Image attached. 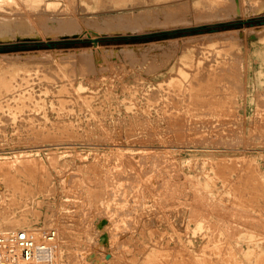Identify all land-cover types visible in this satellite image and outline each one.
Segmentation results:
<instances>
[{
	"label": "rangeland",
	"instance_id": "1",
	"mask_svg": "<svg viewBox=\"0 0 264 264\" xmlns=\"http://www.w3.org/2000/svg\"><path fill=\"white\" fill-rule=\"evenodd\" d=\"M15 1L0 231L54 230L33 264H264V1Z\"/></svg>",
	"mask_w": 264,
	"mask_h": 264
},
{
	"label": "built area",
	"instance_id": "2",
	"mask_svg": "<svg viewBox=\"0 0 264 264\" xmlns=\"http://www.w3.org/2000/svg\"><path fill=\"white\" fill-rule=\"evenodd\" d=\"M55 237L54 230L40 232L39 236L21 229L0 232V264H33Z\"/></svg>",
	"mask_w": 264,
	"mask_h": 264
},
{
	"label": "bare ground",
	"instance_id": "3",
	"mask_svg": "<svg viewBox=\"0 0 264 264\" xmlns=\"http://www.w3.org/2000/svg\"><path fill=\"white\" fill-rule=\"evenodd\" d=\"M238 0H235V2H237ZM260 1H264V0H257L256 2H260ZM223 3V2H222ZM225 3V2H224ZM223 3V4H224ZM246 4V3H245ZM10 5H12V7L14 6V5H17L16 4V1L15 0H0V40L2 41H8L9 39L11 40L14 36H20V37H32L33 35H36L37 34V31L35 32V30L34 29H30L29 27H27V24H26V22L23 20V19H21V18H17V17H6L5 15L7 14V8H8V6H10ZM20 6V5H19ZM22 6V5H21ZM238 8H239V6H237ZM11 8V6L9 7V9ZM16 8V7H15ZM17 9V8H16ZM11 11V10H10ZM14 12H16V10L14 11ZM237 12H239V9H237ZM241 12V11H240ZM19 14V13H18ZM20 16V15H19ZM198 20V19H197ZM197 22V21H196ZM168 23V22H167ZM166 23V24H167ZM171 23V22H170ZM173 23V26H174V23H176V22H172ZM178 23V22H177ZM151 24V23H150ZM180 24V23H179ZM107 25H110V24H107ZM121 25V24H120ZM143 25H146L145 23L143 24ZM152 26H153V24H151ZM150 25V26H151ZM163 24H161V26H162ZM170 25V24H169ZM106 26V25H105ZM117 26V25H116ZM115 26V27H116ZM122 26V25H121ZM121 26H119V27H121ZM139 26V24H137V26L136 25H133V27L131 28V29H137V27ZM149 26V25H148ZM151 26V27H152ZM155 26H156V24H155ZM154 26V27H155ZM171 26V25H170ZM109 28H107V27H105L104 28V31L105 30H111V28H110V26H108ZM111 27H113V26H111ZM115 27H114V29H115ZM157 27V26H156ZM33 28V27H32ZM102 28V27H101ZM124 28V27H123ZM122 27H121V29H123ZM150 28V27H149ZM60 29V31L59 30H54V31H51V32H49L48 33V35H50V36H52V37H58V36H61V35H64L65 33H69L70 32V34H71V31H72V33L73 32H75V30H71V27H69V26H64V27H61V28H59ZM98 29V28H97ZM117 29H118V26H117ZM140 29V28H139ZM102 30V29H101ZM101 30H100V32H101ZM125 30H126V28H125ZM99 31V30H98ZM119 31H120V29H119ZM119 31H118V33H119ZM122 31V30H121ZM123 31H124V29H123ZM92 32H94V31H92ZM111 32H113V28H112V31ZM96 33V32H95ZM104 33V32H103ZM109 33V32H108ZM97 34V33H96ZM87 35V34H86ZM95 37V36H94ZM212 67V66H211ZM203 69H204V67H203ZM206 70V69H205ZM217 72V71H216ZM19 94V93H18ZM70 155V154H69ZM24 162V161H23ZM26 164V163H25ZM34 164V163H33ZM2 167V166H1ZM32 175V174H31ZM28 178V177H27ZM12 183H14V181L12 182ZM26 188V187H25ZM24 188V189H25ZM27 190H29L28 188H27ZM6 191V190H5ZM8 192V191H7ZM226 209H228L229 210V208H226ZM228 210H226L225 212H227ZM236 210H238V209H236ZM223 211V210H222ZM240 211V210H239ZM243 210L241 209V212H242ZM215 212H217V211H215ZM214 212V213H215ZM225 212H224V215H225ZM240 212V213H241ZM245 212V211H244ZM213 213V214H214ZM218 213H219V211H218ZM217 213V214H218ZM236 213H238V212H236ZM216 213H215V215H217ZM220 214V213H219ZM227 214V213H226ZM239 214V213H238ZM243 214V213H242ZM241 214V215H242ZM245 214H246V212H245ZM244 214V215H245ZM12 215V214H11ZM224 215H223V217H224ZM248 214H246V216H247ZM226 216V215H225ZM227 216H228V214H227ZM258 216V215H257ZM228 217H230V215L228 216ZM233 217V216H232ZM232 217H231V219H232ZM253 217V216H252ZM258 218H259V216H258ZM215 219H216V217H215ZM221 219H223V218H221ZM225 219H227V218H225ZM231 219H230V222H232L231 221ZM251 220V219H250ZM261 219H259V220H257L258 222L260 221ZM5 221H7V219L5 220ZM14 221V220H13ZM219 221V220H218ZM226 221H228V219L227 220H225L224 222L226 223ZM246 221V220H245ZM248 221V220H247ZM254 221V220H253ZM256 221V222H257ZM15 222V221H14ZM220 222H221V220H220ZM250 222V221H249ZM248 222V223H249ZM255 222V221H254ZM262 222V221H261ZM261 222H259V225L258 226H261L262 227V225H260V223ZM225 223L223 224L225 227H226V225H225ZM247 223V222H246ZM264 222H262V224H263ZM215 224V223H214ZM221 224V223H220ZM226 224H228V223H226ZM231 224H233V223H231ZM230 223H229V226L231 225ZM236 224V223H235ZM245 224V223H244ZM251 224V223H250ZM211 225V224H210ZM252 225H253V223H252ZM255 225V224H254ZM257 225V224H256ZM6 226V225H5ZM15 226V225H14ZM208 226H209V224H208ZM208 226H207V229H209L208 228ZM214 226V225H213ZM239 225L237 224V227H238ZM245 226H247V225H244V227ZM257 226V227H258ZM8 227V226H7ZM9 227H10V225H9ZM222 227V226H221ZM232 227V226H231ZM233 227H235V226H233ZM232 227V228H233ZM241 227V226H240ZM14 228V227H13ZM228 228V227H227ZM231 228V229H232ZM236 228V227H235ZM263 229H264V227H262ZM10 229H11V227H10ZM211 229V228H210ZM218 229V228H217ZM222 229V228H221ZM230 229V228H229ZM234 229V228H233ZM239 229V228H238ZM237 229V230H238ZM260 229V228H259ZM214 231H215V229H213ZM228 230V229H227ZM236 230V229H235ZM244 230V229H243ZM247 230V228L245 229V231ZM261 230V229H260ZM2 231V230H1ZM0 231V232H1ZM212 231V230H211ZM213 231V232H214ZM244 231V232H245ZM261 231H263V230H261ZM226 232V231H225ZM228 232H230V231H228ZM242 232V231H241ZM260 232V231H259ZM259 232H257V233H259ZM210 234H211V232H209ZM227 233V232H226ZM214 234H216V233H214ZM218 234V233H217ZM216 234V235H217ZM236 234V233H235ZM234 234V235H235ZM212 235H213V233H212ZM260 235H262V234H260ZM214 236V235H213ZM235 237V236H234ZM261 237H263V236H261ZM215 238V237H214ZM233 238V237H232ZM217 239V238H216ZM226 239H228V238H226ZM232 240H235V239H232ZM236 240H237V238H236ZM260 240V239H259ZM224 241H225V238H224ZM224 241H222L223 243H224ZM213 242H214V240H213ZM226 242V241H225ZM262 242V241H261ZM211 243V242H210ZM217 243H218V241H217ZM220 243H221V241H220ZM203 244H205V243H203ZM215 244V243H214ZM225 244V243H224ZM227 244V243H226ZM230 244V243H229ZM246 244V243H245ZM238 245V244H237ZM210 246H212V245H210ZM215 246V245H214ZM224 246V245H223ZM234 246V245H233ZM208 247V246H207ZM206 247V248H207ZM221 247V246H220ZM226 247H227V245H226ZM226 247L224 246V248H225V250H227L226 249ZM210 248H212V247H210ZM218 248H219V246H218ZM223 248V249H224ZM227 248H229V247H227ZM233 248H235V247H233ZM239 248V247H238ZM242 249V248H241ZM211 250V249H210ZM209 250V251H210ZM213 250V249H212ZM216 250H217V248H216ZM230 250V249H229ZM236 250H237V247H236ZM208 251V250H207ZM224 251V250H223ZM228 251V250H227ZM239 251H241V250H239ZM203 253V252H202ZM224 253L226 254V251H224ZM255 253H256V251H255ZM210 254V253H209ZM223 253H221V255H222ZM233 254H234V252H233ZM257 254H258V252H257ZM211 255V254H210ZM215 255V254H214ZM213 255V256H214ZM224 255V254H223ZM235 255V254H234ZM233 255V256H234ZM259 255V254H258ZM208 256V255H207ZM230 256H231V254H230ZM236 256H237V254H236ZM235 256V257H236ZM243 256V255H242ZM211 257V256H210ZM221 257H223V256H221ZM227 258H228V256H226ZM226 257H223V259L225 258L226 259ZM254 257H255V255H254ZM208 258H209V256H208ZM207 258V259H208ZM213 258V257H212ZM216 258H218V255H217V257ZM230 258V257H229ZM227 259L226 261L228 262V260H230V259ZM205 258H203V260H204ZM207 259H205L204 261H208ZM219 259H220V256H219ZM209 260H210V258H209ZM204 261H202V262H204ZM234 261H235V259H234ZM233 261V262H234ZM198 262V261H197ZM209 263H210V261H208ZM218 262V261H217ZM225 262V261H224ZM223 262V263H224ZM236 262V261H235ZM208 263V264H209ZM212 263V262H211ZM210 263V264H211ZM219 263H221V261L219 262ZM226 263V262H225ZM229 263V262H228ZM230 263H232V261H230ZM237 263H239V261H237ZM237 263H235V264H237ZM243 263V262H242ZM244 264V263H243Z\"/></svg>",
	"mask_w": 264,
	"mask_h": 264
},
{
	"label": "trees",
	"instance_id": "4",
	"mask_svg": "<svg viewBox=\"0 0 264 264\" xmlns=\"http://www.w3.org/2000/svg\"><path fill=\"white\" fill-rule=\"evenodd\" d=\"M231 24H229L230 26ZM229 26H223V28L225 27H229ZM178 32H174V33H162V34H158L156 35L157 37H175V35H178ZM155 36V37H156ZM140 39V37L138 38H133V39H127V38H119V39H114V40H101L100 42H105V43H119V42H127V41H136L138 42ZM83 45H88V43L86 41H82V42H72V41H64V42H54V43H48V44H32V43H27V44H22V45H13V46H9L7 48H3L7 51L9 50H13V49H28V50H32V49H46L49 47H55L58 49H64L65 47H83Z\"/></svg>",
	"mask_w": 264,
	"mask_h": 264
}]
</instances>
